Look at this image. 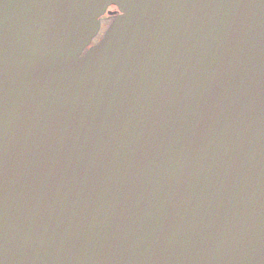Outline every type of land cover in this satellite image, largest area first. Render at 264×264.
Listing matches in <instances>:
<instances>
[{"label": "water", "instance_id": "1", "mask_svg": "<svg viewBox=\"0 0 264 264\" xmlns=\"http://www.w3.org/2000/svg\"><path fill=\"white\" fill-rule=\"evenodd\" d=\"M0 264H264V0H0Z\"/></svg>", "mask_w": 264, "mask_h": 264}, {"label": "flooded vegetation", "instance_id": "2", "mask_svg": "<svg viewBox=\"0 0 264 264\" xmlns=\"http://www.w3.org/2000/svg\"><path fill=\"white\" fill-rule=\"evenodd\" d=\"M110 11H114L115 8L114 7H109L108 8ZM107 17V18H106ZM114 15L113 14H105L102 17H100V28L99 31L97 33V35L92 39L91 44L96 43L101 36L103 35L105 29L107 28L108 24L110 23V21L113 19Z\"/></svg>", "mask_w": 264, "mask_h": 264}, {"label": "rangeland", "instance_id": "3", "mask_svg": "<svg viewBox=\"0 0 264 264\" xmlns=\"http://www.w3.org/2000/svg\"><path fill=\"white\" fill-rule=\"evenodd\" d=\"M107 18V17H106Z\"/></svg>", "mask_w": 264, "mask_h": 264}]
</instances>
